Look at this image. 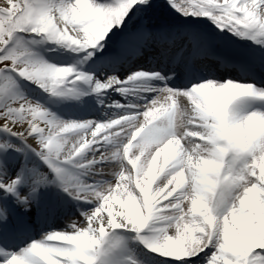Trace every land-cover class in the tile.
I'll use <instances>...</instances> for the list:
<instances>
[{"label":"snow or ice","instance_id":"6c2138e0","mask_svg":"<svg viewBox=\"0 0 264 264\" xmlns=\"http://www.w3.org/2000/svg\"><path fill=\"white\" fill-rule=\"evenodd\" d=\"M0 264H264V0H0Z\"/></svg>","mask_w":264,"mask_h":264}]
</instances>
